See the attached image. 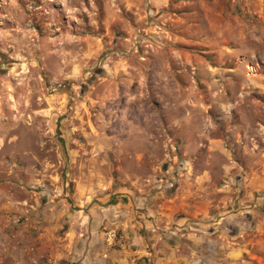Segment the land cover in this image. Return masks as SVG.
Segmentation results:
<instances>
[{
    "label": "rangeland",
    "instance_id": "obj_1",
    "mask_svg": "<svg viewBox=\"0 0 264 264\" xmlns=\"http://www.w3.org/2000/svg\"><path fill=\"white\" fill-rule=\"evenodd\" d=\"M178 187L264 217V0H0L5 199Z\"/></svg>",
    "mask_w": 264,
    "mask_h": 264
},
{
    "label": "crops",
    "instance_id": "obj_2",
    "mask_svg": "<svg viewBox=\"0 0 264 264\" xmlns=\"http://www.w3.org/2000/svg\"><path fill=\"white\" fill-rule=\"evenodd\" d=\"M179 189L164 200L162 192L116 194L83 211L17 205L0 191V257L4 264H264V217L249 220L245 200L232 206L231 195L216 200L210 192L182 198ZM107 232H115L112 242Z\"/></svg>",
    "mask_w": 264,
    "mask_h": 264
},
{
    "label": "built area",
    "instance_id": "obj_3",
    "mask_svg": "<svg viewBox=\"0 0 264 264\" xmlns=\"http://www.w3.org/2000/svg\"><path fill=\"white\" fill-rule=\"evenodd\" d=\"M106 237H107V240L112 242L115 239L116 234H115V232H107Z\"/></svg>",
    "mask_w": 264,
    "mask_h": 264
}]
</instances>
